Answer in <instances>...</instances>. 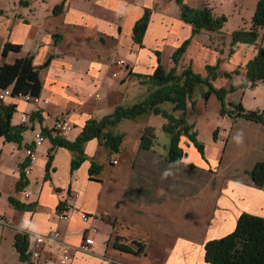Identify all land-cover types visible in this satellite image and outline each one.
Listing matches in <instances>:
<instances>
[{"label":"crops","instance_id":"1","mask_svg":"<svg viewBox=\"0 0 264 264\" xmlns=\"http://www.w3.org/2000/svg\"><path fill=\"white\" fill-rule=\"evenodd\" d=\"M183 1L228 21L221 30L194 35L178 0H0V45H22L20 52H0V64L28 55L38 67L50 60L40 71L39 104L19 96L0 99V106L16 107L12 123L25 129L21 143L0 139V264H29L28 249L34 245L29 232L56 230L73 247L71 264H209V240L233 232L244 212L264 217V187H257L251 175L264 161L263 122L223 115L217 139L205 145V157L183 136L180 146L186 156L174 163L167 158L170 139L161 142L163 120L156 122L153 114L110 128L123 135L118 151L97 138L86 142V158L75 170L74 152L52 142L57 136L74 142L91 118L146 98L147 85L137 74L150 75L160 63L173 68V53L188 39L178 73L190 65L207 78V66H216L215 88L243 83L247 63L264 47V29L257 45H232V33L250 27L259 0ZM146 11L150 21L138 44L134 26ZM230 23L233 27L227 29ZM217 99L212 94L208 102ZM195 100L198 108L205 98ZM225 101L228 109L242 103L247 110H264V80L230 92ZM23 113L31 115V125L23 124ZM63 117L73 127L57 134L55 120ZM148 127L155 128L156 138L145 150L142 136ZM39 132L46 140L36 147L33 170L19 189L27 148ZM11 199L29 207L19 209ZM60 211L70 218L59 220ZM83 213L90 218L83 220ZM17 234L28 237L26 258L17 249ZM85 244L89 246L81 250Z\"/></svg>","mask_w":264,"mask_h":264},{"label":"trees","instance_id":"2","mask_svg":"<svg viewBox=\"0 0 264 264\" xmlns=\"http://www.w3.org/2000/svg\"><path fill=\"white\" fill-rule=\"evenodd\" d=\"M181 7V16L184 21L192 25L194 35L203 29L212 31L221 30L227 23L225 16L216 17L208 8L194 9L192 6L178 0ZM4 11L0 10V16ZM150 13L145 12L143 17L135 23L133 39L136 43L142 44L143 37L148 28ZM264 29V0H259L257 9L252 19L250 27L236 29L232 33V45L236 43H247L257 45L261 38V30ZM190 39L173 53V68L167 70L160 63L150 75L137 74L142 84L147 85V96L131 106H118L114 112L105 115L101 119L91 118L86 127L83 128L79 137L74 141H67L64 137L57 136L52 139L54 146H66L72 150L75 157L72 160V168L75 170L85 160L84 144L94 138L104 140L105 145L118 151V147L123 142L122 134H114L110 128L116 127L123 120L136 119L142 115L153 114L163 120L162 130L169 134L170 145H168V161L178 162L186 156V152L180 146L182 137L186 136L205 157V145L197 139L195 126L186 119L188 104L192 107L196 105L195 93L199 85L203 84L206 89L203 96L208 101L212 94H216L221 102L223 115H236L252 121L264 123V110H247L242 103L233 104L234 108H227L226 97L236 89L256 86L264 80V47L258 48V54L247 63V70L243 83L240 85H230L228 88H215L212 81L216 78V66H207L209 77H203L196 73L189 65L178 73L177 68L181 56L186 52ZM21 44L7 43L4 47L0 45V52L7 56L10 52H20ZM233 52V50H232ZM34 57L28 55L19 57L13 63L0 64V86L12 88L13 96L19 93L22 95H41L43 84L40 71L50 64V60L42 66L34 65ZM234 73L238 74L235 70ZM229 76V73L225 74ZM167 103H170L168 105ZM16 110L14 105L0 106V139L7 142L21 143L23 140L24 127L16 126L12 123L13 113ZM154 127H148L142 136L141 147L145 150L155 144ZM215 139H217V131ZM52 156L48 160V169L51 168ZM21 171V182L18 188L22 189L25 180V168ZM95 163H92L91 174L95 173ZM252 180L257 187H264V161L255 165L252 172ZM11 203L19 209H26L27 205L20 204L19 201L11 199ZM28 237L24 234H17V249L22 258H26L28 248ZM138 251H142V245ZM125 252H133L134 249L125 244H117ZM206 261L209 264H264V217L242 213L233 232L219 239L209 240L206 244Z\"/></svg>","mask_w":264,"mask_h":264},{"label":"built area","instance_id":"3","mask_svg":"<svg viewBox=\"0 0 264 264\" xmlns=\"http://www.w3.org/2000/svg\"><path fill=\"white\" fill-rule=\"evenodd\" d=\"M119 65H125L124 60H120L118 62ZM12 88H3L0 86V99L4 100L10 96H13ZM17 96L22 97L24 100L29 102H34L39 104L42 100L37 96L30 95H22L19 93ZM49 99H45V102H48ZM22 122L24 125H31V115L28 113H23ZM73 127V123L68 120L66 117L57 118L54 123V131L57 134H65L69 133ZM46 140V136L44 133L39 132L36 135L34 146L27 148V161L28 164L25 168V174H29L33 170V165L37 159L36 147H39ZM31 192H27L26 196L29 197ZM70 218L68 212L60 211L59 212V220L67 221ZM83 220H87L90 216L86 213L82 214ZM0 222H4L2 218H0ZM29 232V231H28ZM59 230H56L52 233L47 234H33V232H29L30 237H32L34 245H32L28 249V258L29 264H71L72 262V249L73 247L67 243L64 238L60 234ZM88 244L92 243V241L88 240ZM87 244L81 247V250L87 248Z\"/></svg>","mask_w":264,"mask_h":264},{"label":"rangeland","instance_id":"4","mask_svg":"<svg viewBox=\"0 0 264 264\" xmlns=\"http://www.w3.org/2000/svg\"><path fill=\"white\" fill-rule=\"evenodd\" d=\"M232 1V0H231ZM234 23H230L227 26V29H230L233 27ZM165 64L168 66L169 63L167 60H165ZM170 67V66H169ZM206 89V86L201 84L197 87L195 98L198 100H204L202 92ZM148 91V90H147ZM202 106L195 108L188 104L186 119L191 125H195V131L197 139L204 143V145L214 142L215 135L217 131V134L220 131V124L222 122L221 117L223 116L221 102L219 99H217L215 102L211 100L210 102L202 101ZM227 103V102H226ZM170 105V103H167ZM195 108V109H193ZM156 122H162V119L157 116ZM219 125V127H218ZM219 129V131H218ZM164 137H161V142L164 143L167 140L170 139L169 134L164 132ZM63 237V236H62ZM64 238V237H63Z\"/></svg>","mask_w":264,"mask_h":264},{"label":"clouds","instance_id":"5","mask_svg":"<svg viewBox=\"0 0 264 264\" xmlns=\"http://www.w3.org/2000/svg\"><path fill=\"white\" fill-rule=\"evenodd\" d=\"M236 140H237V142H239L240 141V137H236Z\"/></svg>","mask_w":264,"mask_h":264}]
</instances>
